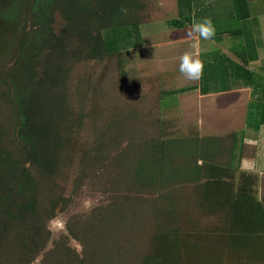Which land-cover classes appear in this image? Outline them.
Returning a JSON list of instances; mask_svg holds the SVG:
<instances>
[{
  "label": "trees",
  "instance_id": "1",
  "mask_svg": "<svg viewBox=\"0 0 264 264\" xmlns=\"http://www.w3.org/2000/svg\"><path fill=\"white\" fill-rule=\"evenodd\" d=\"M189 1L187 5L186 0H177L180 20L186 9L193 11V1ZM233 2L248 5V0ZM139 5V0H0V40L11 38L12 48L14 38L19 50L13 68L5 54L0 55V84L6 89L0 93V100L6 96L8 107L17 106L13 113L16 136L10 150L5 147L6 132L0 123V264H115L120 257L102 250L98 242L111 230L113 208H95L87 216L71 217L66 234L51 242L46 221L53 219L68 199L54 179L62 167L66 168V156L73 153L68 149L73 148L74 125L81 119L69 108L63 90L69 75L67 66L127 53L140 45L141 25H147L148 15ZM23 10L34 11L31 24L38 27L32 36L21 27L27 23ZM57 10L63 24L56 30ZM257 14L248 13L239 20L256 21ZM66 42H75V46L66 48ZM225 60L230 64L232 80L239 73L248 85L264 87V83H254L257 78L247 67L250 57L246 56L241 65ZM206 69L204 65L202 94L210 91L209 83H205ZM255 92L257 100L248 104L246 124L253 132L264 124V92ZM56 102L66 108V114L57 115ZM164 123L159 120L158 129L164 128ZM190 135L175 138L163 134L147 141L144 152L129 151L131 183L161 192L159 205L152 211L155 222L147 249L134 264H198L197 253L207 244L197 239H207L206 229L199 233L193 229L195 224L184 227L170 195L190 185L198 211L222 218L211 236L222 242V249L264 263V172L253 175L239 168L244 131L230 133L226 140L193 132ZM69 239L81 246L80 252L69 245Z\"/></svg>",
  "mask_w": 264,
  "mask_h": 264
},
{
  "label": "rangeland",
  "instance_id": "2",
  "mask_svg": "<svg viewBox=\"0 0 264 264\" xmlns=\"http://www.w3.org/2000/svg\"><path fill=\"white\" fill-rule=\"evenodd\" d=\"M151 1L155 0L140 2L149 9L148 3L151 5ZM66 9L64 7L63 11ZM132 9L130 7L129 11ZM23 12L27 23L21 27L32 36L31 32L38 27L31 24L34 11ZM60 19L58 10L54 11L53 26L56 30L63 24ZM21 21L23 22L22 17L20 23ZM153 26L157 24L151 22V27ZM21 36L25 41L26 35ZM9 42L11 38H3L0 42V55L5 54L4 59L13 68L18 61L16 55L19 50L14 38L12 48ZM66 43V48L75 46V42ZM143 52L131 49L127 53L102 55L99 60L70 63L72 67L67 66L69 75L63 83V90L68 95V106L81 119L74 125L76 132L73 135L76 141L71 143L73 148L68 149L73 153L66 156V168L62 167L63 171L59 170L54 179L62 187L59 190L68 199L60 212L46 221V227L51 232L50 242L66 234L65 227L71 217L87 216L95 208H113L111 230L104 235L105 238L100 236L98 242L102 250L107 249L120 255L115 259V264H134L136 257L146 251L155 222L152 211L159 205L157 198L161 194L159 190L151 189L150 192V189L131 183L129 177L133 162L130 161V152H144L147 141L163 134L179 138L193 132L201 137L217 136L226 140L225 136L230 132V128H220L219 118H216L217 108L228 107L223 96L208 98L212 102L203 101L202 107L189 105V99L179 98L177 95L175 98L169 91L190 85L191 81L186 80L183 75L173 74L174 69L167 62L170 55H166L163 48L145 49ZM209 80L213 83L212 79ZM11 85L9 83V89ZM1 92L4 94L6 89L0 84ZM161 93L164 94L160 96ZM5 98L6 96L0 100V123L6 132L5 147L10 150L16 136V115L13 113L17 106L8 107ZM170 100L173 107L167 106ZM55 104L57 115L62 116L66 108L61 107L60 102ZM162 119L167 129H158L159 120ZM248 144L243 145L239 168L241 170L245 162H254L255 171L249 173L259 174L262 172V160L258 155L254 158L253 148ZM14 152H17L15 148ZM246 155L250 157L242 159ZM120 158H123L122 162L119 161ZM170 195L177 205L180 219L184 220V227H193L195 224L193 229L199 233L206 229L207 239L203 242L202 238L197 239L201 244H207L197 253L200 257L198 264H264L222 249V242L211 237L216 227L222 223V218L217 215H202L198 211L191 185L172 191ZM68 243L78 252L81 251L77 242L69 239ZM50 246L51 244L48 245Z\"/></svg>",
  "mask_w": 264,
  "mask_h": 264
},
{
  "label": "crops",
  "instance_id": "3",
  "mask_svg": "<svg viewBox=\"0 0 264 264\" xmlns=\"http://www.w3.org/2000/svg\"><path fill=\"white\" fill-rule=\"evenodd\" d=\"M192 1L193 11L190 12L186 9L183 13L185 16L181 20L177 0H155L150 2L152 6L148 3L149 9H145L146 11H142V13H147L146 21L149 27H151V22H155L157 26L149 28L147 25H141L144 27L142 29L141 43L134 49L144 53L145 49L163 48L165 54L170 55V60H167V62L174 69L173 74L176 73L178 76L181 75L179 71L180 56L186 51L198 56L204 62L205 67L208 68L206 69L207 78L205 83H209L210 91L202 94L200 88L203 81L201 77L199 80L191 81L190 85L180 86V88L170 91V94L172 93L175 98L177 95L179 98L189 99V105H194V107H202L203 101L212 102L208 98L223 96L228 107L217 108L218 114L216 118H219L220 128H230V132H227L229 134L244 131V144L249 145L246 143L247 140H259L262 133H264V124L261 125L257 132L246 128L248 104L251 99L253 101L257 100L256 95L258 93L255 92V89L260 92L262 89V92H264V87L257 85L255 88L253 84L248 85V82H243L239 73L232 80V77L228 75L231 67L225 57L237 65L244 63L246 56L250 57L251 60L248 61L247 67L257 78L254 83H264V0H248L247 7L244 5L237 6L233 0ZM186 4H190V1L186 0ZM236 6L237 8H234ZM248 13L252 15L258 13L256 21L245 23L244 19L239 20V17ZM194 17L197 20L203 17L212 19L215 26L213 39L205 41L200 39L198 35L186 37V31L191 29ZM249 19H252V17H249ZM178 49L180 51H177ZM165 62H163L164 65ZM209 79H212L213 83ZM234 83L236 86L233 85ZM189 87L193 89H186ZM226 88H230V90H225ZM183 89L185 91L182 92ZM174 91L176 92L175 94ZM252 93L255 94L253 98H251ZM170 94L168 97L171 96ZM168 103L167 106L173 107L171 100ZM208 122L211 123L210 121ZM248 134L251 135V138ZM251 146L255 158L261 152V148L253 144ZM246 157L250 156H243L242 159H247ZM258 157L262 160L260 165L262 172L258 174L261 175L264 172V155H258Z\"/></svg>",
  "mask_w": 264,
  "mask_h": 264
},
{
  "label": "clouds",
  "instance_id": "4",
  "mask_svg": "<svg viewBox=\"0 0 264 264\" xmlns=\"http://www.w3.org/2000/svg\"><path fill=\"white\" fill-rule=\"evenodd\" d=\"M202 40H211L215 36V26L210 17H203L197 20L195 17L192 21L190 30L186 31V37L197 36ZM179 71L186 79L190 81L199 80L203 75L204 62L194 56L192 52L186 51L179 58ZM248 143L259 146L261 152L258 155H264V133L259 140H248ZM242 171H255L254 162H245L241 166Z\"/></svg>",
  "mask_w": 264,
  "mask_h": 264
},
{
  "label": "flooded vegetation",
  "instance_id": "5",
  "mask_svg": "<svg viewBox=\"0 0 264 264\" xmlns=\"http://www.w3.org/2000/svg\"><path fill=\"white\" fill-rule=\"evenodd\" d=\"M141 0H139V3H140V5H139V9H140V11H146L145 9H147L146 8V6L142 3V2H140Z\"/></svg>",
  "mask_w": 264,
  "mask_h": 264
}]
</instances>
